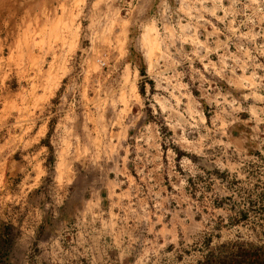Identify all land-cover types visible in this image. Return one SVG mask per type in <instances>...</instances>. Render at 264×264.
I'll use <instances>...</instances> for the list:
<instances>
[{"label":"rangeland","instance_id":"374dc122","mask_svg":"<svg viewBox=\"0 0 264 264\" xmlns=\"http://www.w3.org/2000/svg\"><path fill=\"white\" fill-rule=\"evenodd\" d=\"M264 254V0H0V264Z\"/></svg>","mask_w":264,"mask_h":264},{"label":"trees","instance_id":"16d2710c","mask_svg":"<svg viewBox=\"0 0 264 264\" xmlns=\"http://www.w3.org/2000/svg\"><path fill=\"white\" fill-rule=\"evenodd\" d=\"M221 264H238L235 260H224ZM252 264H264V254L258 255V259L252 262Z\"/></svg>","mask_w":264,"mask_h":264}]
</instances>
